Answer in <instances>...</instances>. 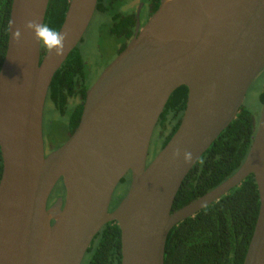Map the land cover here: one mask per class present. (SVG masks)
<instances>
[{
	"label": "water",
	"instance_id": "water-1",
	"mask_svg": "<svg viewBox=\"0 0 264 264\" xmlns=\"http://www.w3.org/2000/svg\"><path fill=\"white\" fill-rule=\"evenodd\" d=\"M49 0H12L0 66V264H81L101 228L120 229V264H164L169 231L253 175L259 196L242 264H264V101L248 154L224 182L172 212L187 174L235 119L264 69V0H161L86 90L77 127L48 155L43 112L55 72L81 42L98 0H69L62 55L41 58L26 28ZM187 88L180 124L147 163L160 115ZM192 159L185 161L184 154ZM128 190L109 211L120 181ZM65 197L48 199L58 182Z\"/></svg>",
	"mask_w": 264,
	"mask_h": 264
},
{
	"label": "trees",
	"instance_id": "trees-1",
	"mask_svg": "<svg viewBox=\"0 0 264 264\" xmlns=\"http://www.w3.org/2000/svg\"><path fill=\"white\" fill-rule=\"evenodd\" d=\"M114 1L116 0H98L95 15H106L108 12L103 8V3L113 4ZM11 3L12 0H0V66L7 47ZM68 3L69 0H49L43 24L58 32ZM117 11H111L110 19L101 26L100 35L103 39L113 40L115 45L123 42V49L131 33L127 30L122 35L120 32L123 27L129 26V18L120 21ZM47 50L41 44V58ZM115 56L116 53L112 58ZM87 69L85 59L76 47L55 72L48 88L46 99L53 103L57 112L67 115L70 133L77 127L85 92L90 86L86 81ZM186 98L185 86L179 87L170 95L155 132L160 140L158 151L178 128ZM259 99L262 108L264 89ZM257 124L258 119L241 106L235 119L220 133L184 178L175 196L172 212L217 187L238 170L248 154ZM52 140L53 138H49L50 144ZM1 172L0 154V177ZM128 176L129 180L130 175ZM122 182H125V177ZM60 185L63 188L61 182ZM258 208V190L253 175H249L218 201L172 227L165 242L164 264H242ZM120 249V229L116 222H109L95 236L81 264H120Z\"/></svg>",
	"mask_w": 264,
	"mask_h": 264
},
{
	"label": "rangeland",
	"instance_id": "rangeland-1",
	"mask_svg": "<svg viewBox=\"0 0 264 264\" xmlns=\"http://www.w3.org/2000/svg\"><path fill=\"white\" fill-rule=\"evenodd\" d=\"M107 1V0H105ZM109 1V0H108ZM130 1L138 0H116L111 5L112 12L118 10L119 7ZM145 0H140L143 4ZM103 6H106L103 3ZM110 19V13L106 15L94 14L84 36L82 42L77 45L82 57L85 59L88 70L87 82L90 86L96 81L99 75L106 67L107 62L115 54L116 45L113 40L103 39L100 35V29L105 21ZM106 22V23H107ZM105 23V24H106ZM89 86V87H90ZM264 89V69L255 78L250 87L248 88L242 106L247 108L257 120L261 112L260 94ZM68 119L67 115H62L57 112L50 100L45 101L43 112V133L49 138H53L51 145L55 147L62 143L67 136L68 132ZM160 140L153 135L149 147L148 158H152L154 154L158 153ZM127 182L119 183L115 189L116 195L120 196L125 194ZM58 192V187H54L52 195ZM114 193V195H115Z\"/></svg>",
	"mask_w": 264,
	"mask_h": 264
},
{
	"label": "flooded vegetation",
	"instance_id": "flooded-vegetation-1",
	"mask_svg": "<svg viewBox=\"0 0 264 264\" xmlns=\"http://www.w3.org/2000/svg\"><path fill=\"white\" fill-rule=\"evenodd\" d=\"M160 1L161 0H145L143 2V4L140 2V0H138V1H130V2H127V3H125L124 5H122L121 7L118 8L117 12H118V16H119L120 21L129 18V26L127 28L123 27L121 29V32H120L122 35H124L127 32V30H128V32L131 33L129 41L124 43V48L130 42V40L138 33V31L147 23V21L149 20L151 15L158 8V6L160 4ZM110 4H111V2H110ZM110 4L108 2H106L105 3L106 6H103V8L107 9L108 13H111V11H112L111 10V5L112 4L111 5ZM122 45H123V42H119L118 44H116V48H115L116 56L124 49V48L122 49ZM115 57L110 59L108 61V63L106 64V66ZM156 128H157V126H156ZM156 128H155L154 134L156 132ZM42 130H43V125H42ZM71 134H72V132L70 133L68 131L66 139L62 143H64L69 138V136ZM43 141H44L45 155H48L51 151H53L55 149V147H53L50 144L49 137L44 135V133H43ZM62 143H60V144H62ZM156 154H154V156L152 158H148L147 159V163L151 162V160L156 156ZM127 177H129V176L128 175L125 176V182L128 181L125 194H126V192L128 190V187L130 185V179L128 180ZM120 183H122V180L120 181ZM59 185H60V182H58L57 185H56V187H58V192L54 193V195H52V194L50 195V197L48 199V206H50L52 203H54L58 196H61L63 198V200H64V197H65L64 189L61 187V185L60 186ZM125 194L118 196L115 193V195L114 194L112 195V200H111V203H110V206H109V211H112V210H114L117 207V205L123 199Z\"/></svg>",
	"mask_w": 264,
	"mask_h": 264
},
{
	"label": "clouds",
	"instance_id": "clouds-1",
	"mask_svg": "<svg viewBox=\"0 0 264 264\" xmlns=\"http://www.w3.org/2000/svg\"><path fill=\"white\" fill-rule=\"evenodd\" d=\"M26 28L34 33L36 40L49 51L55 50L57 55H62L66 36L50 28L47 24L30 21ZM186 162L192 159L191 153H185Z\"/></svg>",
	"mask_w": 264,
	"mask_h": 264
}]
</instances>
